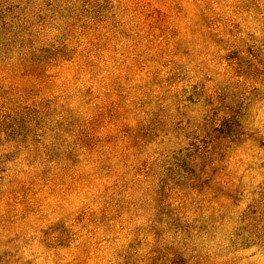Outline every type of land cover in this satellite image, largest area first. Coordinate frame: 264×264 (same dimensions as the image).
I'll return each mask as SVG.
<instances>
[{
	"label": "rangeland",
	"instance_id": "rangeland-1",
	"mask_svg": "<svg viewBox=\"0 0 264 264\" xmlns=\"http://www.w3.org/2000/svg\"><path fill=\"white\" fill-rule=\"evenodd\" d=\"M0 264H264V0H0Z\"/></svg>",
	"mask_w": 264,
	"mask_h": 264
}]
</instances>
